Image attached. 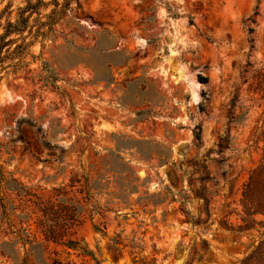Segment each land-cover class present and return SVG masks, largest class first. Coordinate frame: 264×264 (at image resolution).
<instances>
[{
    "label": "rangeland",
    "instance_id": "374dc122",
    "mask_svg": "<svg viewBox=\"0 0 264 264\" xmlns=\"http://www.w3.org/2000/svg\"><path fill=\"white\" fill-rule=\"evenodd\" d=\"M9 4L13 21L25 0H0V13ZM53 10L11 38L15 57L0 66V264H241L264 241V215L247 216L264 205V172L244 187L264 167V103L250 88L264 68V0H78L56 23ZM99 175L107 193L134 179L137 192L130 207L115 199L106 237L90 221L74 229L93 258L32 250L44 241L23 193L72 181L79 198L84 176Z\"/></svg>",
    "mask_w": 264,
    "mask_h": 264
},
{
    "label": "trees",
    "instance_id": "16d2710c",
    "mask_svg": "<svg viewBox=\"0 0 264 264\" xmlns=\"http://www.w3.org/2000/svg\"><path fill=\"white\" fill-rule=\"evenodd\" d=\"M59 0H53L50 3L44 2V0H25V6L17 10L16 20H10L11 15V5H7L0 13V66L9 59L15 57V47L10 51L11 46L15 44V40L11 39L15 36H22L29 29V21L33 15L39 16V10L47 8V6L52 5L55 9L60 8L58 12L53 10L50 15L47 16V19L52 20V23H56L59 20V17L64 12L71 9V5L78 4V0H63L62 4H59ZM6 16L4 24H1V20ZM45 38V33L37 32L36 37ZM198 81L201 84L206 83V79L198 76ZM254 86H250L253 93L259 95V99L264 103V68L256 73L254 76ZM198 139V136L196 135ZM256 141H259V138H256ZM264 172V167H259L256 170L251 172L247 183L244 184V187L248 189L253 188L256 185L258 174ZM132 176V174H131ZM104 176L99 175L98 180L91 182L89 177L84 176V183H82L76 193L79 195V198L71 196L74 182L67 186L60 187L58 189H53V193L48 196H37L35 194H25L24 203L29 204L32 209L29 215H25L24 219L29 220L30 214L36 216V227L39 230V233L43 236V243H38L36 238H33L32 250L41 249L42 254L47 250L45 244L53 243L55 245L63 246L74 252H78L82 257H91L93 258V253L88 250L84 242L80 243L73 240L72 238L76 235L74 229L82 227L87 221L92 223V230L94 233L100 234L102 237L107 236V214L113 212L112 206L115 204V199H118V204L124 203L126 207H130L129 202L127 201L130 194L137 192V187L133 186V182L128 181L127 184L119 183V193H107L109 189V183L102 184ZM128 178V177H127ZM126 178V180H127ZM4 176L1 173L0 168V184L4 182ZM208 177H204L201 181L206 182ZM15 184V182H13ZM19 187L24 190L26 188L22 187L19 184ZM8 188L15 191V186H8ZM69 188L70 190H67ZM109 197L105 202V205H100L98 196L104 194ZM75 194V193H74ZM205 204L207 200L204 199ZM141 207H147L149 200L138 199L136 202ZM154 205H157L158 202H153ZM29 209L28 206H26ZM261 213L264 215V205L260 208L254 210L252 214L247 216L256 215ZM151 214V213H150ZM132 216L134 213L131 214ZM126 215L123 216L126 219ZM95 218H98L100 223L98 225L94 224L93 221ZM154 220V219H153ZM247 229V228H239ZM120 234H115L111 239L110 248L115 252L119 251V247L122 246L120 241ZM31 243V242H30ZM31 243V244H32ZM201 244L206 247V242L202 241ZM13 246V245H12ZM264 254V241H261L257 246H253L251 253L243 259L241 264H253L255 259L262 257ZM2 256H8L5 252H2ZM40 261H44L41 257ZM61 264V263H58ZM132 264H156L154 259L149 261L147 260H138L133 259ZM264 264V259L262 260Z\"/></svg>",
    "mask_w": 264,
    "mask_h": 264
}]
</instances>
